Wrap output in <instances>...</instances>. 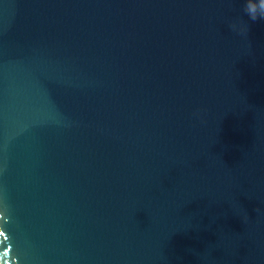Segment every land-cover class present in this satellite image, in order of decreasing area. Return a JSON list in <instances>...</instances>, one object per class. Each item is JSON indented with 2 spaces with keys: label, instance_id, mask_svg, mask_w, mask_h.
I'll return each mask as SVG.
<instances>
[{
  "label": "water",
  "instance_id": "obj_1",
  "mask_svg": "<svg viewBox=\"0 0 264 264\" xmlns=\"http://www.w3.org/2000/svg\"><path fill=\"white\" fill-rule=\"evenodd\" d=\"M243 7L0 0V264H264V20Z\"/></svg>",
  "mask_w": 264,
  "mask_h": 264
},
{
  "label": "clouds",
  "instance_id": "obj_2",
  "mask_svg": "<svg viewBox=\"0 0 264 264\" xmlns=\"http://www.w3.org/2000/svg\"><path fill=\"white\" fill-rule=\"evenodd\" d=\"M243 13L253 22L264 20V0H244ZM232 31L240 34L248 33V26L243 21L233 22L229 25ZM194 117H199V110L193 113Z\"/></svg>",
  "mask_w": 264,
  "mask_h": 264
},
{
  "label": "snow or ice",
  "instance_id": "obj_3",
  "mask_svg": "<svg viewBox=\"0 0 264 264\" xmlns=\"http://www.w3.org/2000/svg\"><path fill=\"white\" fill-rule=\"evenodd\" d=\"M0 235H2V233H0Z\"/></svg>",
  "mask_w": 264,
  "mask_h": 264
}]
</instances>
